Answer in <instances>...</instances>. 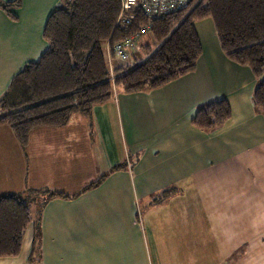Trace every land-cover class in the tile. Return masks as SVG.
<instances>
[{
    "label": "crops",
    "instance_id": "1",
    "mask_svg": "<svg viewBox=\"0 0 264 264\" xmlns=\"http://www.w3.org/2000/svg\"><path fill=\"white\" fill-rule=\"evenodd\" d=\"M60 2L21 0L15 19L0 9V97L46 50L43 27ZM194 26L201 53L191 72L157 88L118 89L89 118L34 129L25 152L0 125V195H64L28 203L35 213L20 251L0 264H264L257 79L224 55L209 18ZM219 99L230 117L196 128V109ZM126 158L128 166L113 169ZM36 231L37 263L30 261Z\"/></svg>",
    "mask_w": 264,
    "mask_h": 264
},
{
    "label": "trees",
    "instance_id": "2",
    "mask_svg": "<svg viewBox=\"0 0 264 264\" xmlns=\"http://www.w3.org/2000/svg\"><path fill=\"white\" fill-rule=\"evenodd\" d=\"M20 4L21 0H0V9L15 19L13 10ZM119 10V0H61L49 13L42 32L46 50L14 75L0 97V125L9 126L24 152L32 130L64 126L77 112L88 115L95 105L111 97L112 84L133 93L160 87L194 70L201 53L194 24L205 18L211 19L224 55L247 66L258 80L252 104L264 115V0H195L183 9L153 17L136 10L126 25L116 23ZM143 28L155 46L139 40L146 56L127 66L113 67L112 61L122 63L128 57H112L111 83L104 43L139 35ZM137 49L130 54L133 59ZM230 114L228 102L219 99L199 106L191 123L206 131L223 124ZM53 196L64 195L48 189L0 195V257L18 255L30 221L28 203L41 205ZM38 239L36 231L30 253V261L36 263Z\"/></svg>",
    "mask_w": 264,
    "mask_h": 264
},
{
    "label": "built area",
    "instance_id": "3",
    "mask_svg": "<svg viewBox=\"0 0 264 264\" xmlns=\"http://www.w3.org/2000/svg\"><path fill=\"white\" fill-rule=\"evenodd\" d=\"M195 0H119L120 10L116 17V23L121 25L130 24L134 18V11L139 10L144 15L153 17L169 11L183 9ZM147 33L146 28L141 29L139 35L126 37L107 46V57L126 59L131 52L137 49L139 40ZM113 55V56H112Z\"/></svg>",
    "mask_w": 264,
    "mask_h": 264
},
{
    "label": "rangeland",
    "instance_id": "4",
    "mask_svg": "<svg viewBox=\"0 0 264 264\" xmlns=\"http://www.w3.org/2000/svg\"><path fill=\"white\" fill-rule=\"evenodd\" d=\"M3 1H5V0H3ZM206 19H208V18H205V20ZM204 20V19H203ZM211 20V19H210ZM199 21H201V20H198V21H196V22H199ZM195 22V23H196ZM212 22V21H211ZM149 39H148V38ZM140 42L141 43H143V42H145L146 44H148L151 48H153L154 46H155V43L151 40V35L150 34H145V35H143L142 37H141V39H140ZM110 45V42H109V40L108 41H106L105 43H104V54H105V58H106V61L109 63V65H110V62L113 60V58L111 57V58H108L107 57V46H108V48L110 47L109 46ZM144 47L145 46H143L142 47V45H140L139 44V47H138V49H137V51H136V53H135V55L134 56H136L134 59L132 58V57H128V59L127 60H125V61H123L122 63H120V60H113L112 61V65H113V67H115L117 64H121V65H123V66H127V65H129V64H131V62H134V61H140V60H142L145 56H146V51H145V49H144ZM133 59V60H132ZM108 71H109V81L111 82V83H113L114 82V77H113V70L111 69V65H110V67H108ZM258 81V80H257ZM118 89H121L122 90V88H119V87H116V86H113V84H112V95L113 94H115L117 91H118ZM123 91V90H122ZM111 95V96H112ZM92 113V112H91ZM75 115L76 114H78V115H84L83 113H81V112H77V113H74ZM74 114H72L71 115V117L74 115ZM87 118H89L90 117V113L88 114V115H85ZM70 117V118H71ZM1 125H3V124H1ZM9 127V126H8ZM61 127H63V126H61ZM44 128V127H43ZM54 128H57V127H54ZM11 130V129H10ZM33 131V130H32ZM31 131V132H32ZM31 132L29 133V134H31ZM30 136V135H29ZM29 136H28V140H29ZM28 144V143H27ZM19 145V144H18ZM21 148V147H20ZM27 148V147H26ZM22 150V149H21ZM127 161H129L127 158L125 159V161H124V166L125 165H127ZM118 169V168H117ZM34 207L32 206L31 208H30V216L31 217H33L34 216Z\"/></svg>",
    "mask_w": 264,
    "mask_h": 264
}]
</instances>
